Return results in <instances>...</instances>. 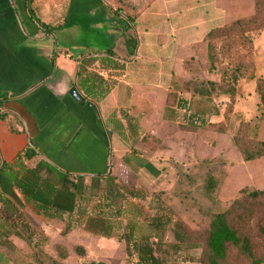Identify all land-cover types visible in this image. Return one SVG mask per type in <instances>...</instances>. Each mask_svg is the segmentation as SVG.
<instances>
[{
	"label": "rangeland",
	"instance_id": "374dc122",
	"mask_svg": "<svg viewBox=\"0 0 264 264\" xmlns=\"http://www.w3.org/2000/svg\"><path fill=\"white\" fill-rule=\"evenodd\" d=\"M106 2L134 22L135 27L147 28L145 31L150 32L152 38L148 41V49L151 66L139 70L125 63L91 58L85 62L88 69L84 70V75L94 79L101 70L111 67L114 73L120 75L139 71L141 77L147 79L144 82L160 85L158 87L163 91L152 92L149 99L144 98L153 110L150 118L125 120L123 144L113 154L110 169L103 177H111L116 183L145 195L144 199L127 197L125 216H174L193 229L205 228L214 214L227 209L235 199L264 190V162L261 166L248 167L242 162L236 148H229L231 138L237 133L264 141V100L261 98L264 96V83L260 84V90L257 84L258 79L264 82V30L254 35L251 51H234L227 59L230 62L247 54L253 63V70L249 69L247 76L237 81L232 99L227 95L207 99L190 92L180 93L178 88L185 82L220 80V68H211L207 64L204 36L208 30L230 23L239 16H251L254 0ZM158 37L163 43L157 41ZM153 44L166 45V48L157 53L152 50ZM159 56L165 58L160 61ZM96 60H99L98 65L95 64ZM183 60L190 61L197 70L187 71L181 63ZM178 98L187 101V109L176 108ZM163 103L175 111L172 122L162 118ZM128 107V104L122 106V116ZM197 112H204V119L209 124L223 123L224 134L213 131L211 127L185 131L189 115ZM145 138L144 143L137 144ZM227 149L234 157L232 165L220 162L221 155ZM36 161L34 159L28 165L32 166ZM90 178L84 177L85 184L90 183ZM17 195L22 199L18 192ZM9 197L17 202L27 221L44 235L47 241L45 251L51 257L58 258L55 245L67 251L68 256L62 261L63 264H89L91 261L138 264L134 257L126 256L124 244L116 236L103 238L82 226H74L68 234L61 235L63 220L43 219L29 205L16 201L14 194ZM258 226H264V211L252 220V237L259 242ZM165 240H173L170 233H167ZM12 243L13 251L0 249V264L29 262L31 252L26 244L14 237ZM78 245L84 248V256L73 253V248ZM187 254L198 257L199 251H189ZM184 255L173 256L167 264H198L182 261ZM231 256L233 260L240 259L234 251Z\"/></svg>",
	"mask_w": 264,
	"mask_h": 264
},
{
	"label": "trees",
	"instance_id": "16d2710c",
	"mask_svg": "<svg viewBox=\"0 0 264 264\" xmlns=\"http://www.w3.org/2000/svg\"><path fill=\"white\" fill-rule=\"evenodd\" d=\"M30 14L34 18L32 11ZM36 21L45 31L53 29L38 19ZM262 30L264 0H254L251 16H239L230 23L208 30L204 36L206 61L211 68H220V80L185 82L178 91L207 99L219 95L232 99L237 81L245 78L249 69L253 70V63L247 54L230 62L227 59L231 52L251 51L254 35ZM183 65L189 72L197 70L190 61H185ZM263 83L257 80L259 90ZM160 91H163L161 87L153 84H133L125 119L150 118L153 110L144 98L149 99L152 92ZM261 98L264 100V96ZM5 100L4 96H0V113ZM163 105L162 118L169 122L175 117V111L165 103ZM175 106L187 109L188 103L178 98ZM203 115L204 112L190 114L185 131L211 127L213 131L224 134L223 123L209 124ZM146 140L140 139L137 144ZM230 147L236 148L248 167L261 166L264 162V141L237 133L231 138ZM36 156L31 146L25 147L12 162L1 166L0 176L37 215L46 220H63L61 235L68 234L74 226H82L103 238L116 236L119 242H123L126 256L134 257L138 264H167L170 258L182 254H185L182 261L198 264H264V226L257 227L261 241L252 237V220L264 211V190L235 199L227 209L214 214L207 227L197 230L174 216H125L127 197L144 199L143 193L116 183L111 177L93 176L90 183L85 184L83 176L63 173ZM232 158L233 154L227 149L220 162L232 165L235 162ZM34 159L37 161L29 166L28 163ZM167 233L171 234L172 241L165 240ZM13 237L23 241L30 249L31 260L26 264H63L68 256L63 247L55 245L58 258L51 257L45 251L47 241L44 235L27 221L17 203L0 190V249L13 251ZM189 251H199V256L187 254ZM233 251L240 259H232ZM73 253L84 256L85 250L78 245L73 248ZM89 264L107 263L91 261Z\"/></svg>",
	"mask_w": 264,
	"mask_h": 264
},
{
	"label": "crops",
	"instance_id": "0c3cea01",
	"mask_svg": "<svg viewBox=\"0 0 264 264\" xmlns=\"http://www.w3.org/2000/svg\"><path fill=\"white\" fill-rule=\"evenodd\" d=\"M36 19L53 29L45 31ZM146 29L106 0H0V96L6 99L0 168L31 146L37 159L63 173L106 175L124 141L127 112L122 116L121 108L129 105L133 84L153 83L144 82L139 71L120 75L112 67L93 79L84 75L85 62L151 66ZM165 46L153 44L152 50L159 53ZM0 188L24 204L1 176Z\"/></svg>",
	"mask_w": 264,
	"mask_h": 264
},
{
	"label": "water",
	"instance_id": "95a60500",
	"mask_svg": "<svg viewBox=\"0 0 264 264\" xmlns=\"http://www.w3.org/2000/svg\"><path fill=\"white\" fill-rule=\"evenodd\" d=\"M70 94L74 99L78 100L80 98L75 89L71 90Z\"/></svg>",
	"mask_w": 264,
	"mask_h": 264
}]
</instances>
